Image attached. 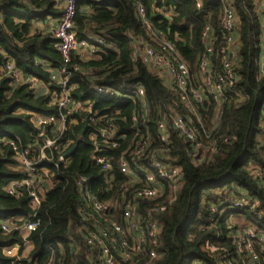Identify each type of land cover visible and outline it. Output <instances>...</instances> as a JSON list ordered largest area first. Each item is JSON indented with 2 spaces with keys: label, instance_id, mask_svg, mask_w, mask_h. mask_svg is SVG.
<instances>
[{
  "label": "trees",
  "instance_id": "1",
  "mask_svg": "<svg viewBox=\"0 0 264 264\" xmlns=\"http://www.w3.org/2000/svg\"><path fill=\"white\" fill-rule=\"evenodd\" d=\"M234 3L238 13L235 67L238 81L218 115L219 123L214 122L216 103L212 101L208 110H200L203 121L200 125L155 70L141 60L132 61V38L150 42L149 30L141 22L137 6L146 7L153 27L176 45L191 71L196 72L204 52V27L210 24L215 38L221 39L220 2L204 0L202 10H198L189 0L79 1L73 29L77 38L97 37L103 44L95 52L87 49L90 57L86 59L79 52L71 54L70 85L75 88L77 101L93 104L100 120L97 128H104L105 121L115 126L117 146L105 152L113 158L115 180L108 182L94 164L95 146L90 135L95 127L91 128L66 167L48 162L43 165L54 177L52 182L48 179L49 191L35 210L28 191L21 190L19 197L7 192L12 182L21 180L25 172L19 168L10 145L0 141V264H99V253L87 244V236L104 223L99 212L89 211L84 205L76 180L87 177L100 202L122 197L119 189L127 179L120 173V160L132 157L136 141L142 137H149L150 144L138 166H148L146 158L156 153L167 166L181 172L175 183L162 182V198L137 203L139 213L146 217L156 203L169 204L175 197L165 212L153 214L162 225L159 257L151 262L144 253L136 262H125L118 256L119 264H222L227 263L226 253L234 264H251L245 253L238 254L236 238L238 230L246 227L264 236V78L257 80L254 64L255 46L260 42L262 29L254 0H234ZM61 14L55 0H0L2 140L19 138L20 146H32L39 133L31 121L32 115L59 116L51 98L34 94L26 84L12 88L5 66L12 62L24 77L52 82V74L60 70L64 59L54 47L53 25L47 21L58 19ZM138 86L145 90L146 117L138 115L142 109L141 99L136 96ZM97 87L115 89L121 97H104L96 92ZM173 114L185 117L194 127L198 135L196 143L185 139L173 127L170 118ZM85 117L84 112L71 114L62 140L64 145L68 144L67 151L80 137ZM165 119L169 121L168 143L161 142L156 130L157 123ZM243 193L259 199L258 210L230 205L228 198ZM33 215L39 217L41 224L28 233L24 225ZM110 215L111 219L124 223L120 208ZM4 223L11 228L8 232L2 229ZM207 240L221 250L205 251ZM27 242L30 249L25 246ZM259 242L254 240L255 250L264 264V243ZM17 245L21 247L17 256L5 254V250Z\"/></svg>",
  "mask_w": 264,
  "mask_h": 264
},
{
  "label": "built area",
  "instance_id": "2",
  "mask_svg": "<svg viewBox=\"0 0 264 264\" xmlns=\"http://www.w3.org/2000/svg\"><path fill=\"white\" fill-rule=\"evenodd\" d=\"M62 14L59 17L53 30L56 40L54 47L60 51L64 62L63 66L56 73L52 74L50 83H45L34 76L24 77L22 71L15 68L12 62L5 66V74L9 78L10 86L15 88L21 84H26L36 95L51 98L52 103L58 108L59 116H45L41 114L32 115L31 121L39 129L35 144L28 147L20 146L19 138H5L0 141L6 142L12 148L19 162V168L23 169L25 176L21 180L12 182L7 188V192L12 196L19 197L20 191H28L33 208L39 209L42 197L49 191L48 179H53L54 174L43 165L50 163L56 167L61 164L66 167L69 156L68 144L64 145L62 140L68 131V121L73 112H84L85 123L89 129L95 127V131L90 135L95 146L93 161L95 166L106 175L107 181L113 183L114 165L113 158L105 155L108 148H116L115 126L109 121H105L104 128H97L100 120L97 113L93 111V104L89 102H79L74 97L75 88L70 85L69 64L73 52L82 53L90 49L95 52L97 46L103 44L99 38L92 40H79L74 32V20L77 13V5L80 0H62ZM194 3L198 10H202L204 0H189ZM222 6L219 30L221 32L220 41L213 34V27L207 24L202 32V42L204 52L199 59L196 72H192L188 63L183 59L176 45L169 40L165 34L157 31L148 19L145 6L139 4L137 13L141 22L149 30L150 42L144 43L140 38H132L134 52L132 61L141 60L145 65L155 70L163 83L179 97L181 103L192 113V115L202 125L200 110L209 109L211 102L216 103L215 123H219L218 115L225 103L229 101L228 95L233 93V87L238 81L235 72L236 67V39L238 28V13L234 0H217ZM245 5V1L242 2ZM245 7V6H244ZM257 8V7H256ZM256 14L257 9H256ZM260 42L255 49L257 56L254 64L257 67V80L264 78V24L261 25ZM77 69V68H76ZM96 92L104 97L120 98L121 93L112 88L97 87ZM83 97V94H81ZM136 96L141 99L142 109L140 116L146 117L145 90L138 86ZM137 115V116H138ZM137 116L133 117L136 121ZM173 127L181 135L196 143L197 132L188 123V120L181 115H171ZM169 121L162 120L157 123L156 130L161 142L168 143ZM88 129V130H89ZM88 132V131H87ZM150 138L142 137L136 141L132 157L120 160V173L126 177V182L119 189L122 197L109 202H100L93 194L89 179L85 176L76 180V187L81 195L84 205L89 211L99 212V218L104 226L98 231H91L87 236V244L99 253V264H119L118 256L125 262H136L142 254H146L153 262L159 257V238L162 225L158 219L153 217L154 213L165 212L175 201V197L166 204L158 202L155 204L147 216L143 217L138 211V201H156L164 195L162 182L175 183L181 170L176 167L167 166L164 158L153 153L146 159L148 166H138L144 158L149 147ZM75 145V144H74ZM132 165L135 168H132ZM258 176H262L258 172ZM52 182V180H51ZM264 190V186H263ZM131 192L132 196H126ZM228 202L234 208L258 210L259 199L249 197L246 193L239 197H230ZM121 209L124 223L111 219L113 210ZM217 211V209H215ZM83 215L87 212L82 211ZM41 224L38 216L33 215L25 222L24 229L28 233L34 232ZM2 229L8 232L11 228L7 223L2 225ZM237 251L241 255L245 253L251 264H261L260 256L255 250L254 240L264 243V236L256 234L253 228H241L237 232ZM121 238V240L119 239ZM29 242L25 246H28ZM210 240L206 241L204 250L208 252L221 250ZM21 247L19 245L5 250L7 256H17ZM227 263L234 264L229 254Z\"/></svg>",
  "mask_w": 264,
  "mask_h": 264
},
{
  "label": "crops",
  "instance_id": "3",
  "mask_svg": "<svg viewBox=\"0 0 264 264\" xmlns=\"http://www.w3.org/2000/svg\"><path fill=\"white\" fill-rule=\"evenodd\" d=\"M55 1L57 2V6H58V8H59V9H62L63 1H62V0H60V1L55 0ZM256 5H257V3H256ZM84 10H85V9H84ZM87 10H88V9L86 8L85 12H88ZM257 13H258V16H259V18H260L261 25H263V24H264V0H263L262 4H261V6H260V9L258 10V8H257ZM58 19H59V18H58ZM58 19H51V18H49V20L47 21V22H49L51 25H53V30H54V28H55V26H56V23H57ZM49 23H48V24H49ZM51 29H52V28H51ZM94 38H97V37H94ZM94 38H91V40L94 39ZM80 55H81V54H80ZM81 56L84 57L85 59L90 57L89 52L86 51V50L82 53ZM30 248H31V246L28 245V246H27V249H30Z\"/></svg>",
  "mask_w": 264,
  "mask_h": 264
},
{
  "label": "water",
  "instance_id": "4",
  "mask_svg": "<svg viewBox=\"0 0 264 264\" xmlns=\"http://www.w3.org/2000/svg\"><path fill=\"white\" fill-rule=\"evenodd\" d=\"M57 1H60V0H57ZM79 97L81 98L82 95H79ZM88 129H89V125L87 123H85V125H84V127H83V129L81 131L80 137L76 140L75 145L69 150V152L67 153V156L70 157L76 152V150L78 149L79 144L83 140V137L87 134Z\"/></svg>",
  "mask_w": 264,
  "mask_h": 264
},
{
  "label": "rangeland",
  "instance_id": "5",
  "mask_svg": "<svg viewBox=\"0 0 264 264\" xmlns=\"http://www.w3.org/2000/svg\"><path fill=\"white\" fill-rule=\"evenodd\" d=\"M256 3H257V8H258V10L260 9V6H261V4H262V2H263V0H254ZM21 169V168H20ZM21 170H23V169H21Z\"/></svg>",
  "mask_w": 264,
  "mask_h": 264
}]
</instances>
